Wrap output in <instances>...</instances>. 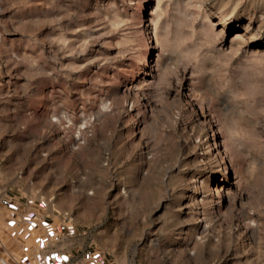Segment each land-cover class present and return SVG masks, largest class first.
<instances>
[{"label": "rangeland", "instance_id": "rangeland-1", "mask_svg": "<svg viewBox=\"0 0 264 264\" xmlns=\"http://www.w3.org/2000/svg\"><path fill=\"white\" fill-rule=\"evenodd\" d=\"M2 196L99 264H264V0H0Z\"/></svg>", "mask_w": 264, "mask_h": 264}, {"label": "crops", "instance_id": "crops-1", "mask_svg": "<svg viewBox=\"0 0 264 264\" xmlns=\"http://www.w3.org/2000/svg\"><path fill=\"white\" fill-rule=\"evenodd\" d=\"M11 201L5 204L0 197V256L7 255L15 264H99L93 256L72 254L76 240L62 232L63 223L53 221L46 211L20 208L18 200ZM4 229L14 244L5 243Z\"/></svg>", "mask_w": 264, "mask_h": 264}, {"label": "bare ground", "instance_id": "bare-ground-1", "mask_svg": "<svg viewBox=\"0 0 264 264\" xmlns=\"http://www.w3.org/2000/svg\"><path fill=\"white\" fill-rule=\"evenodd\" d=\"M245 29H246V30L249 29V26H248V25H244V26L241 28V30H243V33H244V31H246ZM241 30H240V31H241ZM241 33H242V32H241ZM245 33H246V32H245ZM240 35H242V34H240L239 31H238L237 33L234 34L233 37H234V39H239V38H241ZM243 36H244V35H243Z\"/></svg>", "mask_w": 264, "mask_h": 264}, {"label": "built area", "instance_id": "built-area-1", "mask_svg": "<svg viewBox=\"0 0 264 264\" xmlns=\"http://www.w3.org/2000/svg\"><path fill=\"white\" fill-rule=\"evenodd\" d=\"M0 264H8V258L5 256H0Z\"/></svg>", "mask_w": 264, "mask_h": 264}]
</instances>
